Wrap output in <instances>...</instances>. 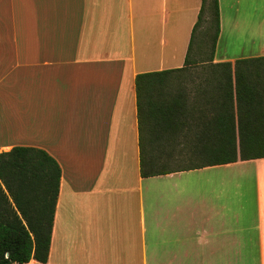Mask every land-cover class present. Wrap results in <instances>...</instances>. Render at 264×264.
<instances>
[{
	"label": "crops",
	"instance_id": "0c3cea01",
	"mask_svg": "<svg viewBox=\"0 0 264 264\" xmlns=\"http://www.w3.org/2000/svg\"><path fill=\"white\" fill-rule=\"evenodd\" d=\"M200 4L0 0V148L61 169L47 261L29 264H264V157L140 174L135 76L183 65ZM218 10L211 62L264 56V0Z\"/></svg>",
	"mask_w": 264,
	"mask_h": 264
},
{
	"label": "trees",
	"instance_id": "16d2710c",
	"mask_svg": "<svg viewBox=\"0 0 264 264\" xmlns=\"http://www.w3.org/2000/svg\"><path fill=\"white\" fill-rule=\"evenodd\" d=\"M219 29L218 0H201L183 65L135 76L141 176L264 157V56L212 63ZM197 68L186 90L183 75ZM60 176L42 148L0 152V264L47 261Z\"/></svg>",
	"mask_w": 264,
	"mask_h": 264
},
{
	"label": "rangeland",
	"instance_id": "374dc122",
	"mask_svg": "<svg viewBox=\"0 0 264 264\" xmlns=\"http://www.w3.org/2000/svg\"><path fill=\"white\" fill-rule=\"evenodd\" d=\"M202 30V29H201ZM186 42L184 40V34H181V49H178L177 50V54L181 56V60L184 58V54H185V51H186ZM206 50L208 49V46L207 45H202V47L200 48V50ZM200 50L198 51V53H195V56L194 58L198 59L199 58V53H200ZM223 53H228V55H235L238 53V51H235V50H228L227 52H224L221 48L218 49L217 51V55L220 56L221 54ZM197 70H199L198 68L197 69H191L190 72H186L184 75H183V86L186 90H192L194 88V86L199 82L200 78H199V72H197ZM2 93L4 94V89L1 90ZM6 99V97H4ZM9 101V99H8ZM16 104V102H14ZM1 104H0V113H1ZM0 122H1V116H0ZM188 126H194V123H190L188 124ZM16 135V134H15ZM0 140H2L3 142H7L10 140V136L7 134V132H3L2 129H0ZM176 142V150H179V139L177 138L176 136V139L174 141V143ZM187 143V140L185 138H182L181 137V149L182 151L181 152H184L185 150L189 149L190 147H186V144ZM164 149V147H163ZM6 149L4 148H0V152L1 151H5ZM162 151L161 149V146L158 147V153ZM164 151V150H163ZM177 164V163H176ZM175 164V165H176ZM173 165V166H175Z\"/></svg>",
	"mask_w": 264,
	"mask_h": 264
},
{
	"label": "built area",
	"instance_id": "2783aa9c",
	"mask_svg": "<svg viewBox=\"0 0 264 264\" xmlns=\"http://www.w3.org/2000/svg\"><path fill=\"white\" fill-rule=\"evenodd\" d=\"M29 262V261H28ZM28 262L22 263V264H29Z\"/></svg>",
	"mask_w": 264,
	"mask_h": 264
}]
</instances>
